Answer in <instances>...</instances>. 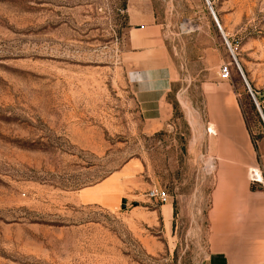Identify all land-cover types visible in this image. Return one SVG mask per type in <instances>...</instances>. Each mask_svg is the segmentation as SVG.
I'll use <instances>...</instances> for the list:
<instances>
[{
	"label": "rangeland",
	"instance_id": "374dc122",
	"mask_svg": "<svg viewBox=\"0 0 264 264\" xmlns=\"http://www.w3.org/2000/svg\"><path fill=\"white\" fill-rule=\"evenodd\" d=\"M209 2L240 68L207 0H0V264L205 263L207 94L235 93L257 153L250 186L264 189L249 177L264 178V118L243 78L264 116V0ZM132 8L153 11L168 50L158 112L136 94Z\"/></svg>",
	"mask_w": 264,
	"mask_h": 264
},
{
	"label": "crops",
	"instance_id": "0c3cea01",
	"mask_svg": "<svg viewBox=\"0 0 264 264\" xmlns=\"http://www.w3.org/2000/svg\"><path fill=\"white\" fill-rule=\"evenodd\" d=\"M128 11L130 44L140 70L136 94L145 112H158L172 81L162 27L152 10L142 15L134 8ZM206 107L207 131H213L207 149L214 161L216 182L208 214L209 254L204 264H264V189L252 191L248 178L249 168L257 162L256 147L231 89L223 87L207 94ZM113 179L85 191L84 197L98 195ZM163 207L171 218L172 207Z\"/></svg>",
	"mask_w": 264,
	"mask_h": 264
},
{
	"label": "built area",
	"instance_id": "2783aa9c",
	"mask_svg": "<svg viewBox=\"0 0 264 264\" xmlns=\"http://www.w3.org/2000/svg\"><path fill=\"white\" fill-rule=\"evenodd\" d=\"M207 4H208V8L210 10V13H211L212 17L214 18L216 26L218 27V29L220 30V32L224 36V40H225L228 48L230 49L231 54H232V56H233V58H234V60H235V62L237 64V66L239 67V64H238V62L236 60V57H235V52H234L232 46L230 45L228 39L224 35L223 29L221 27V24H220L215 12H214L209 0H207ZM219 74H220V79L222 81L230 80V78H231V65L230 64H222L220 66ZM254 98H255V96H254ZM257 105L260 106L258 102H257ZM249 177H250V180L252 182H254V183H264V182H262V179H264L263 175L258 169H254V168L250 169ZM148 198L150 200H154L157 203L162 204V205L163 204H167L169 199H170L169 195L165 191L159 190V189H153V190L149 191Z\"/></svg>",
	"mask_w": 264,
	"mask_h": 264
},
{
	"label": "water",
	"instance_id": "95a60500",
	"mask_svg": "<svg viewBox=\"0 0 264 264\" xmlns=\"http://www.w3.org/2000/svg\"><path fill=\"white\" fill-rule=\"evenodd\" d=\"M243 78H244V80H245V82H246V84H247V87H248V89H249V91H250V93H251V95H252V97H253V99H254V102H255V104H256V106H257V109L259 110L261 116L264 118V116H263V112H262L260 106L257 105V100H256V98H254V96H253L254 94L252 93L251 88H250V86H249V84H248V82H247V80H246V77H245L244 75H243ZM122 204H123V205H122V208L125 209V208H126V204H127V200L124 199V200L122 201ZM137 204H138V203H135L134 205L137 206Z\"/></svg>",
	"mask_w": 264,
	"mask_h": 264
},
{
	"label": "trees",
	"instance_id": "16d2710c",
	"mask_svg": "<svg viewBox=\"0 0 264 264\" xmlns=\"http://www.w3.org/2000/svg\"><path fill=\"white\" fill-rule=\"evenodd\" d=\"M252 191L257 190L258 188L251 186Z\"/></svg>",
	"mask_w": 264,
	"mask_h": 264
},
{
	"label": "bare ground",
	"instance_id": "6f19581e",
	"mask_svg": "<svg viewBox=\"0 0 264 264\" xmlns=\"http://www.w3.org/2000/svg\"><path fill=\"white\" fill-rule=\"evenodd\" d=\"M209 132L213 134V131L210 129ZM212 166V165H211ZM262 182H264V179H262Z\"/></svg>",
	"mask_w": 264,
	"mask_h": 264
}]
</instances>
